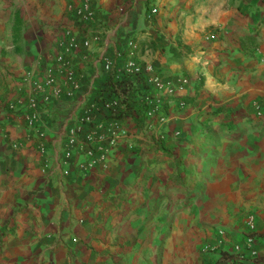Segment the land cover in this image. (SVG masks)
Here are the masks:
<instances>
[{
    "label": "crops",
    "instance_id": "obj_1",
    "mask_svg": "<svg viewBox=\"0 0 264 264\" xmlns=\"http://www.w3.org/2000/svg\"><path fill=\"white\" fill-rule=\"evenodd\" d=\"M81 2L0 0V264H227L249 213L257 255L240 264H264V38L258 49L236 26L216 30L190 0H91L100 40L72 55L80 85L29 125L9 104L56 68ZM129 39L159 74L189 82L166 97L159 140L129 112L106 165L83 168L87 144L64 156L68 129ZM218 229L222 252L204 251Z\"/></svg>",
    "mask_w": 264,
    "mask_h": 264
},
{
    "label": "built area",
    "instance_id": "obj_2",
    "mask_svg": "<svg viewBox=\"0 0 264 264\" xmlns=\"http://www.w3.org/2000/svg\"><path fill=\"white\" fill-rule=\"evenodd\" d=\"M73 15L77 21V30L74 31L71 27L64 29L60 40L61 50L55 55L56 68H46L33 83L27 101L17 98L9 104L10 109L21 112L29 125L38 123L43 103L49 102L61 92L71 95L75 87L80 85L79 72L72 61V55L89 50L94 41L100 40L98 29L94 27L98 22L91 0H82L74 9ZM102 68L106 73L104 86L77 114L74 124L68 129L64 149V156L69 159L74 147L79 145V150L84 151V145L87 144L88 149L84 152L86 159L79 163L87 169L99 163L105 166L119 141L128 136L130 131L122 119L129 112L136 113L138 118L142 117L144 127L147 130L153 129L152 134L159 140L160 127L167 118L164 109L166 97L172 94L175 86V90H183L189 82L187 77L181 76L176 85L170 78L159 74L152 60L138 56L133 39L127 40L125 48L118 50L114 57H105ZM60 76L62 77L59 78ZM58 79L68 83L67 87L53 88L59 87L56 84ZM256 114L262 115L260 108L256 109ZM40 144V149L44 151V143ZM245 225L243 239L225 250L224 260L227 264H240L246 256L257 255L253 246L256 231L254 213L248 214ZM217 233V242L204 244V251L222 252L225 230L218 229Z\"/></svg>",
    "mask_w": 264,
    "mask_h": 264
},
{
    "label": "rangeland",
    "instance_id": "obj_3",
    "mask_svg": "<svg viewBox=\"0 0 264 264\" xmlns=\"http://www.w3.org/2000/svg\"><path fill=\"white\" fill-rule=\"evenodd\" d=\"M189 6H202L203 17L211 21L210 25L216 30L219 26L238 27L241 37L249 39L253 48L259 49L258 41L264 38V0H190ZM149 16L145 13L141 19L149 20ZM212 32L216 33L215 29Z\"/></svg>",
    "mask_w": 264,
    "mask_h": 264
}]
</instances>
